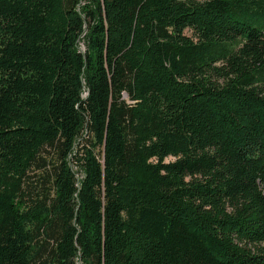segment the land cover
<instances>
[{"label": "trees", "instance_id": "trees-1", "mask_svg": "<svg viewBox=\"0 0 264 264\" xmlns=\"http://www.w3.org/2000/svg\"><path fill=\"white\" fill-rule=\"evenodd\" d=\"M0 264H264V0H0Z\"/></svg>", "mask_w": 264, "mask_h": 264}]
</instances>
